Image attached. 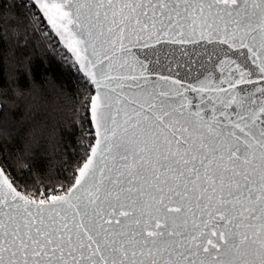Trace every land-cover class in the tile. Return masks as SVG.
<instances>
[{"label": "snow or ice", "instance_id": "snow-or-ice-1", "mask_svg": "<svg viewBox=\"0 0 264 264\" xmlns=\"http://www.w3.org/2000/svg\"><path fill=\"white\" fill-rule=\"evenodd\" d=\"M34 35L88 126L29 195L10 146L69 92ZM0 264H264V0H0Z\"/></svg>", "mask_w": 264, "mask_h": 264}, {"label": "trees", "instance_id": "trees-1", "mask_svg": "<svg viewBox=\"0 0 264 264\" xmlns=\"http://www.w3.org/2000/svg\"><path fill=\"white\" fill-rule=\"evenodd\" d=\"M32 38L37 45H43L37 49V58H43L49 53L55 58L52 65L55 69V76L49 77V79L53 81L57 89L60 88L61 82L68 85L69 92L67 93V99L62 98L58 103H53L51 96H49V102L46 105H42V109L46 112L45 120L48 122L49 131L56 130L54 138L41 139L39 150H37L36 146L31 145L27 139H21L20 142L10 146V158L13 166L17 168L14 175L17 176L18 181L27 185L29 195H35L36 189L43 192L46 185L51 184L59 188L60 183L66 182L72 167L75 165L76 160L79 159L77 141L87 130L88 126L87 121L81 126L80 115L84 113L76 114L74 112V109L79 108V105L74 104V98L71 94V85L77 83L73 75L75 69L69 71L66 67H57V64L64 63L62 46L60 45L58 48L53 49L52 45L55 44V41L49 44L39 35H34ZM69 59L71 58L69 57ZM43 67L44 65L38 67V74H42ZM40 86L41 84L38 82L37 87L39 88ZM55 94V92L52 93L53 96ZM25 103L30 105L31 101H25ZM65 128L73 129V136H65L61 139V130ZM63 144H70L73 151L67 155L62 151H57V146H62ZM33 159L43 160V163L39 166H33L28 174L21 172L20 166L23 165L26 171L27 166L31 164ZM9 171H11V168H9Z\"/></svg>", "mask_w": 264, "mask_h": 264}, {"label": "water", "instance_id": "water-1", "mask_svg": "<svg viewBox=\"0 0 264 264\" xmlns=\"http://www.w3.org/2000/svg\"><path fill=\"white\" fill-rule=\"evenodd\" d=\"M62 46V45H61ZM62 48H63V46H62ZM93 131H94V128H93Z\"/></svg>", "mask_w": 264, "mask_h": 264}, {"label": "built area", "instance_id": "built-area-1", "mask_svg": "<svg viewBox=\"0 0 264 264\" xmlns=\"http://www.w3.org/2000/svg\"><path fill=\"white\" fill-rule=\"evenodd\" d=\"M58 189V188H57Z\"/></svg>", "mask_w": 264, "mask_h": 264}]
</instances>
